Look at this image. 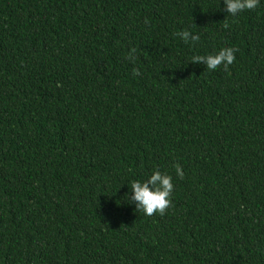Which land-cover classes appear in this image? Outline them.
<instances>
[{"label":"trees","instance_id":"1","mask_svg":"<svg viewBox=\"0 0 264 264\" xmlns=\"http://www.w3.org/2000/svg\"><path fill=\"white\" fill-rule=\"evenodd\" d=\"M224 8L0 0V264H264V0ZM155 169L148 217L126 195Z\"/></svg>","mask_w":264,"mask_h":264},{"label":"clouds","instance_id":"2","mask_svg":"<svg viewBox=\"0 0 264 264\" xmlns=\"http://www.w3.org/2000/svg\"><path fill=\"white\" fill-rule=\"evenodd\" d=\"M225 5L224 11L232 17H237L244 11L255 10L260 5V0H223ZM145 23L150 21L147 19ZM235 23V20L233 21ZM223 27L228 29L230 27L227 18L223 21ZM184 43L196 42L200 39L199 35H194L188 30L176 33ZM136 49L132 48L127 54V59L135 62ZM239 49L226 47L216 54L208 55H194L191 58L192 64L206 65L208 71H216L223 66L225 71H228L229 66L232 65L236 56L235 53ZM134 74L139 76V69H134ZM59 86V85H58ZM175 172L180 179L184 178V172L179 164L174 165ZM174 192L173 177L170 174L162 173L159 169H155L149 178L145 181H132L130 185V192L126 195L130 204L135 205L138 212L144 213L148 217L156 214L164 216L167 211L173 207L172 194Z\"/></svg>","mask_w":264,"mask_h":264}]
</instances>
